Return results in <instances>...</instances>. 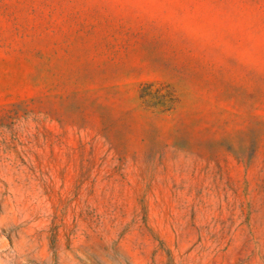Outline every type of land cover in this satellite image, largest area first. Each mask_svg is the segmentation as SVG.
<instances>
[{
	"label": "rangeland",
	"instance_id": "1",
	"mask_svg": "<svg viewBox=\"0 0 264 264\" xmlns=\"http://www.w3.org/2000/svg\"><path fill=\"white\" fill-rule=\"evenodd\" d=\"M0 264H264V0H0Z\"/></svg>",
	"mask_w": 264,
	"mask_h": 264
}]
</instances>
